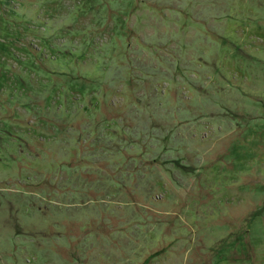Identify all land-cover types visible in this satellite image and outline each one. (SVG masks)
Returning a JSON list of instances; mask_svg holds the SVG:
<instances>
[{"label":"rangeland","instance_id":"obj_1","mask_svg":"<svg viewBox=\"0 0 264 264\" xmlns=\"http://www.w3.org/2000/svg\"><path fill=\"white\" fill-rule=\"evenodd\" d=\"M0 264H264V0H0Z\"/></svg>","mask_w":264,"mask_h":264}]
</instances>
